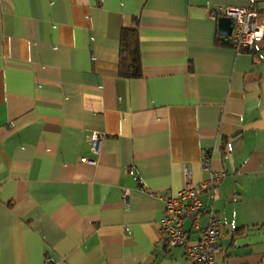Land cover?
I'll return each instance as SVG.
<instances>
[{"label": "crops", "instance_id": "obj_1", "mask_svg": "<svg viewBox=\"0 0 264 264\" xmlns=\"http://www.w3.org/2000/svg\"><path fill=\"white\" fill-rule=\"evenodd\" d=\"M216 6L264 0H0V264H187L159 232L165 193L203 191L216 264H264V37L222 40ZM137 19L141 76L118 73ZM92 132L100 148L89 146ZM87 158L94 162L82 161Z\"/></svg>", "mask_w": 264, "mask_h": 264}, {"label": "built area", "instance_id": "obj_2", "mask_svg": "<svg viewBox=\"0 0 264 264\" xmlns=\"http://www.w3.org/2000/svg\"><path fill=\"white\" fill-rule=\"evenodd\" d=\"M209 15L215 20L220 16L231 19V33L224 38L236 49L251 50L264 37L263 14L251 6H216L210 9ZM101 136L102 134L97 132L90 134L88 141L93 152L99 150ZM81 160L94 162L85 157ZM211 160L210 153H202L201 167L207 172V176L198 184L191 182L189 171L185 167L182 188L175 193H165L160 197L164 203L159 226L162 242L166 247H183L187 264H216L215 254L219 249L216 241L221 234V216L210 212L207 224L199 230L198 238L193 241L189 239L183 227L184 220L190 218L193 227L198 228L197 214L203 210L200 195L225 177V172L212 170ZM50 260L49 256H45L44 264H49Z\"/></svg>", "mask_w": 264, "mask_h": 264}, {"label": "trees", "instance_id": "obj_3", "mask_svg": "<svg viewBox=\"0 0 264 264\" xmlns=\"http://www.w3.org/2000/svg\"><path fill=\"white\" fill-rule=\"evenodd\" d=\"M224 40V37H221ZM226 41V40H225ZM118 73L125 78L141 76L140 42L137 19L131 27L123 28L119 40Z\"/></svg>", "mask_w": 264, "mask_h": 264}, {"label": "water", "instance_id": "obj_4", "mask_svg": "<svg viewBox=\"0 0 264 264\" xmlns=\"http://www.w3.org/2000/svg\"><path fill=\"white\" fill-rule=\"evenodd\" d=\"M218 33L223 36H229L232 29V21L229 17L220 16L217 18Z\"/></svg>", "mask_w": 264, "mask_h": 264}]
</instances>
